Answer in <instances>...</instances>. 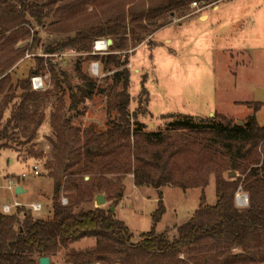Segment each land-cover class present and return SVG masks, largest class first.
I'll use <instances>...</instances> for the list:
<instances>
[{
	"label": "rangeland",
	"instance_id": "rangeland-1",
	"mask_svg": "<svg viewBox=\"0 0 264 264\" xmlns=\"http://www.w3.org/2000/svg\"><path fill=\"white\" fill-rule=\"evenodd\" d=\"M146 4L148 6L147 0ZM192 4L186 16L170 19L160 30L151 27L145 40L136 48L130 46L128 51L131 96L128 112L132 117V132L140 129L144 133H172L174 138L152 150H146L145 143L140 142L141 151L134 154L124 151L119 162L124 165L126 174L121 175L119 169L114 176H107L102 183V194L96 195L105 197V204L97 207L95 196L93 203L84 206V209H113L116 220L132 234L130 243L133 245L141 241L143 234L151 232L160 198L165 214L155 226L156 233L165 234L172 241L178 227L186 224L196 212L203 195L206 205L216 204L217 177H239L232 170L230 156L221 149L203 151L201 156L208 158L203 164H200L201 158L190 155L188 144L207 142L203 136L192 132L193 125L182 126L181 123L188 119L194 125L200 121L206 124L210 120L218 123L225 120L232 125H242L255 115L257 124L264 126V0H220L209 6L198 4L196 8ZM216 5L219 10L214 11L212 8ZM48 28V22L42 27L32 24L15 28L27 29L31 37L15 45V51L24 53L7 73H13L11 82L15 85L18 78L28 77L30 68L35 66L33 58H51L53 63L66 68L70 85H66L60 72L56 79L51 78L48 70L37 75L47 76V89L31 90L30 96L46 92L50 96L46 101L31 97L12 140L0 143L6 145L0 152V209L3 205L19 204L30 210V205L40 203L42 211L32 213V216L44 220L51 216L54 180L59 179L65 187L69 185L73 178L71 174L83 169V146L89 129L100 134L110 129L113 119L106 111L107 96L83 97L85 86L76 76L75 63H81V72L97 82L98 87H106L108 81L104 82L103 78L116 72L109 71L104 63L94 62L99 64V75L90 73L93 60L87 58L92 55L93 48L91 52L83 53L67 48L45 55L44 46L59 38ZM35 34L38 39L33 42ZM108 53L107 50L96 56ZM60 54L64 57H58ZM20 92H16L13 103L5 111L3 123L11 117L13 106L20 103ZM4 95H0V104ZM259 104V110L255 112L254 108ZM51 114H57L55 124L66 128L61 135L62 143L58 142V131L51 124ZM40 120L43 121L41 124ZM35 166L39 171L36 176L33 174ZM138 166H145L149 175L148 183L142 178V186L136 185L134 178ZM24 174L26 176L22 177ZM160 175L162 179H159ZM88 178L86 174L84 181ZM19 187L23 192L16 195ZM236 193V207L245 208L239 206L237 200L247 194L241 188ZM70 195L64 191L60 201L66 199L69 204ZM119 195L122 196L120 199ZM77 212L79 209H75ZM108 244L104 255L112 264L166 263L138 257L125 246ZM98 250L96 239L88 237L72 243L49 264H97ZM231 254L239 256L242 251L233 250ZM216 259L220 262L215 263ZM257 260L255 264H264L259 256ZM177 261L226 264L220 254H203L199 247L191 250L188 258L179 255L172 263Z\"/></svg>",
	"mask_w": 264,
	"mask_h": 264
},
{
	"label": "trees",
	"instance_id": "trees-1",
	"mask_svg": "<svg viewBox=\"0 0 264 264\" xmlns=\"http://www.w3.org/2000/svg\"><path fill=\"white\" fill-rule=\"evenodd\" d=\"M219 1L147 0V6L146 0H0V95L5 94L0 104V143L12 140L31 97L46 101L50 96L47 92L30 96V79L34 75L48 70L51 78L56 79L60 72L66 85H70L66 68L43 57L33 58L35 66L30 68L26 79L18 78L15 85L11 82L13 73L7 72L24 53L15 51V45L31 37L30 31L16 30V27H30L32 24L42 27L48 22V31L53 30L59 38L44 46L45 55L63 52L67 48L76 49L78 53L91 52L94 42L110 39L108 54L89 55L87 59L104 63L109 71H116L103 78L104 82L108 81L106 87H98L97 82L81 72V63H75L76 76L85 86L83 97L107 96L106 111L113 118L110 129L100 134L89 129L83 146V169L71 174L75 178L69 180L67 187L59 179L54 180L50 218L36 219L24 206L9 215L2 214L0 209V264H39L40 258L51 261L72 243L88 237L96 239L100 252L97 264H112L104 255L108 242L109 246H125L138 257L157 259L165 264H171L179 255L188 258L195 247H199L203 254H220L226 264H255L258 256L264 260V126L257 124L255 115L242 125H232L225 120L219 123L210 120L206 124L200 121L194 125L188 119L181 123L182 126L193 125L192 132L203 136L207 142L188 144L190 155L201 158L200 164H203L208 161L201 156L203 151L221 149L230 156L232 170L239 177H217L216 204L206 205L203 195L196 212L186 224L178 227L172 241L165 234H157L155 229L165 214L162 198L154 211L151 232L143 234L136 245L130 243L132 234L116 220L110 209H84L85 205L94 202L96 195L102 194V183L107 176H114L119 169L121 175L126 174L124 165L119 162L124 151H133V154L141 151L140 142L145 143L146 150H152L174 138L172 133H144L140 129L132 132V117L128 112L131 103L129 47L139 46L152 28L163 29L170 19L186 16L192 3L209 6ZM37 39L38 35H33L32 41ZM17 91H21V101L13 106L11 117L3 123L4 113L13 103ZM259 107L260 104L254 108L255 112ZM56 115L51 114V124L58 131V142L62 143L61 135L66 128L55 124L58 121ZM42 122L40 120V124ZM5 147L0 144V152ZM69 168L65 167L62 173ZM86 174L89 178L84 181ZM147 174L145 166H138L134 175L136 185L142 186L144 178L148 183ZM158 177L162 179L163 176ZM238 188L248 196V205L243 209L237 208L235 203ZM64 191L71 193L67 206L60 201ZM75 209L79 212L75 213ZM233 250L242 251V255L232 256ZM177 262L172 264H187ZM205 264L209 263L206 261Z\"/></svg>",
	"mask_w": 264,
	"mask_h": 264
},
{
	"label": "built area",
	"instance_id": "built-area-1",
	"mask_svg": "<svg viewBox=\"0 0 264 264\" xmlns=\"http://www.w3.org/2000/svg\"><path fill=\"white\" fill-rule=\"evenodd\" d=\"M192 7L196 8L197 4L193 3ZM98 45H99V47H98ZM109 48H110V45L107 44V40L106 39H99V41L94 42L93 50H92L91 54H92V56H96V55H98L100 53L106 52L107 50L109 51ZM58 57L63 58L64 54H60V55H58ZM90 73L92 75H94V76H98L99 75V64L98 63H94V62L92 63V65L90 67ZM30 82H31V90L32 91L39 92V91H45L47 89V85H46L47 76L34 75L30 79ZM33 174H34V176L39 175L38 166H35L33 168ZM25 176H26L25 174L22 175V177H25ZM61 204L63 206H67L68 202H67L66 199H62ZM237 204L239 206L247 207V205H248V197H247V195H244L242 198L238 197ZM18 207H20L19 204H14L13 206L3 205L2 209H1V212H2V214L9 215V214L12 213L11 212L12 209H16ZM29 209H30V211L32 213H37V212L42 211L43 207H42V205L40 203H36V204L30 205Z\"/></svg>",
	"mask_w": 264,
	"mask_h": 264
},
{
	"label": "water",
	"instance_id": "water-1",
	"mask_svg": "<svg viewBox=\"0 0 264 264\" xmlns=\"http://www.w3.org/2000/svg\"><path fill=\"white\" fill-rule=\"evenodd\" d=\"M111 40H108L107 41V44L108 45H111ZM232 176V174H230L229 175V177H231ZM159 186V184H158V182L156 183V187H158ZM23 192V190H22V188L21 187H19L17 190H16V195H19V193H22ZM105 204V197H103V196H96V206L97 207H101V206H103ZM113 211V209H111V212ZM50 263V259H48V258H40L39 259V264H49Z\"/></svg>",
	"mask_w": 264,
	"mask_h": 264
},
{
	"label": "crops",
	"instance_id": "crops-1",
	"mask_svg": "<svg viewBox=\"0 0 264 264\" xmlns=\"http://www.w3.org/2000/svg\"><path fill=\"white\" fill-rule=\"evenodd\" d=\"M219 7H218V5H216L215 7H213L212 9L214 10V11H216V10H219L218 9ZM206 19L208 20V15H206ZM13 210V209H12ZM12 212V211H11ZM14 212V211H13Z\"/></svg>",
	"mask_w": 264,
	"mask_h": 264
},
{
	"label": "bare ground",
	"instance_id": "bare-ground-1",
	"mask_svg": "<svg viewBox=\"0 0 264 264\" xmlns=\"http://www.w3.org/2000/svg\"><path fill=\"white\" fill-rule=\"evenodd\" d=\"M98 47H99V45H98ZM101 48V47H100Z\"/></svg>",
	"mask_w": 264,
	"mask_h": 264
}]
</instances>
